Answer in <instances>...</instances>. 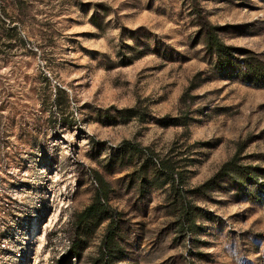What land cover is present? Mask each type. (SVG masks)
Segmentation results:
<instances>
[{
	"label": "rangeland",
	"instance_id": "rangeland-1",
	"mask_svg": "<svg viewBox=\"0 0 264 264\" xmlns=\"http://www.w3.org/2000/svg\"><path fill=\"white\" fill-rule=\"evenodd\" d=\"M205 22L264 60V0H0V264H104L98 177L113 264H264V189L216 177L264 184V89L216 75Z\"/></svg>",
	"mask_w": 264,
	"mask_h": 264
},
{
	"label": "trees",
	"instance_id": "trees-1",
	"mask_svg": "<svg viewBox=\"0 0 264 264\" xmlns=\"http://www.w3.org/2000/svg\"><path fill=\"white\" fill-rule=\"evenodd\" d=\"M224 29L205 22L199 30V36L203 38L206 56L211 60L214 72L225 80L241 82L246 86L264 89V60L258 54L249 50L227 45L220 37V31ZM165 170H167L168 182L172 184L173 188L176 187V189H179L177 188L179 185L176 184L179 181L178 175L173 170L170 171L166 166ZM233 170L234 172H240L243 177L242 179L246 183L252 184L253 186L256 185L255 187L257 189H264V184L257 181L256 174H254L252 169L243 168L242 170H237L233 168L232 163L225 164L216 177L218 179L225 177ZM97 179L100 189L94 198V202L76 218L81 229L87 228L88 226L99 227L103 222L110 221L108 233L104 240L102 259L104 264H113L114 258L120 259V256L116 258L112 254L116 247L117 222L115 218H117L118 214L114 213L105 201L108 195L107 183L102 177H98ZM213 181L211 180L203 187L211 185ZM74 248L69 252L70 257L78 253Z\"/></svg>",
	"mask_w": 264,
	"mask_h": 264
}]
</instances>
